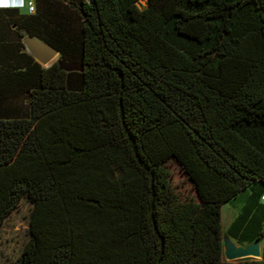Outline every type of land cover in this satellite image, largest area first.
<instances>
[{"label":"trees","instance_id":"trees-1","mask_svg":"<svg viewBox=\"0 0 264 264\" xmlns=\"http://www.w3.org/2000/svg\"><path fill=\"white\" fill-rule=\"evenodd\" d=\"M47 1L0 10V225L32 203L11 264H264L222 262L220 228L264 193V0Z\"/></svg>","mask_w":264,"mask_h":264},{"label":"rangeland","instance_id":"rangeland-1","mask_svg":"<svg viewBox=\"0 0 264 264\" xmlns=\"http://www.w3.org/2000/svg\"><path fill=\"white\" fill-rule=\"evenodd\" d=\"M137 5L141 9L146 6V2L145 0H140ZM24 37L25 36L21 38L22 44ZM24 49L26 51L25 47ZM57 60L56 57L54 62ZM63 63L67 64L66 62ZM65 66L68 67V65ZM12 103L15 104L16 102L13 101L9 104ZM25 106L26 105H23V108ZM165 168L169 172L170 184L173 186L174 190L181 195H192L189 185L179 172L178 168L171 163L166 164ZM252 190H254V188L248 192H251ZM240 201L242 202L241 199L234 200L231 205L224 204L220 209L221 240L225 238V227L235 211L240 207ZM31 204L32 203L28 198L23 197L19 201L17 207L5 217L0 225V264H11L27 241V225ZM231 207H234V209ZM262 232L264 233V226L262 227ZM221 261L226 262L223 257H221Z\"/></svg>","mask_w":264,"mask_h":264},{"label":"crops","instance_id":"crops-1","mask_svg":"<svg viewBox=\"0 0 264 264\" xmlns=\"http://www.w3.org/2000/svg\"><path fill=\"white\" fill-rule=\"evenodd\" d=\"M34 2L35 0H26V5L27 3L34 4ZM47 2L50 5H53L57 9L59 14H62L64 12H67V14H70V12L68 11L73 10L72 8L70 9L69 7L65 9L64 8L65 3L60 0H48ZM24 9H18V10H21V13H23ZM3 21H5V18H3ZM3 23H6V22H3ZM23 36H28V35H23ZM32 39L39 41L36 38H32ZM2 40L5 44H8V41L5 37H3ZM262 191L263 190H261L258 187L252 192V195L249 197L247 194V190H246L242 192L240 195L236 196L231 201L224 203V204L231 205L234 200H239V199L242 200V202L240 201L241 202L240 207L237 209V211H235L234 215L231 217V219L229 220V223L225 227V238H227L236 247H246L248 244L254 241L252 240V238L258 226L260 236L256 237L255 239H258L259 241L258 244H259L260 251L262 249V246L264 244V233L262 232V227L264 226V212H263L264 204L260 203L261 200H259V192L261 193ZM246 198L248 199V202H249L248 205L251 206L250 209L244 206L246 205V203H244ZM231 208L234 209V207H231ZM233 230H235L236 235L232 234Z\"/></svg>","mask_w":264,"mask_h":264},{"label":"water","instance_id":"water-1","mask_svg":"<svg viewBox=\"0 0 264 264\" xmlns=\"http://www.w3.org/2000/svg\"><path fill=\"white\" fill-rule=\"evenodd\" d=\"M23 45L31 58L42 67H47L54 63L57 52L40 41H36L28 36L23 39ZM59 67L66 72L81 71L79 64H64L55 61ZM65 65H68L66 67ZM221 255L226 262L242 261L244 259L259 260L261 251L259 249L258 239H255L246 247H236L227 238H223Z\"/></svg>","mask_w":264,"mask_h":264},{"label":"clouds","instance_id":"clouds-1","mask_svg":"<svg viewBox=\"0 0 264 264\" xmlns=\"http://www.w3.org/2000/svg\"><path fill=\"white\" fill-rule=\"evenodd\" d=\"M26 0H0V10L6 9H24ZM34 11V8H32ZM261 203H264V197H261Z\"/></svg>","mask_w":264,"mask_h":264},{"label":"built area","instance_id":"built-area-1","mask_svg":"<svg viewBox=\"0 0 264 264\" xmlns=\"http://www.w3.org/2000/svg\"><path fill=\"white\" fill-rule=\"evenodd\" d=\"M32 8H33V4L32 3H27V5L25 7L26 13H32L33 12ZM261 197H264V193L261 194L260 200H261Z\"/></svg>","mask_w":264,"mask_h":264},{"label":"bare ground","instance_id":"bare-ground-1","mask_svg":"<svg viewBox=\"0 0 264 264\" xmlns=\"http://www.w3.org/2000/svg\"><path fill=\"white\" fill-rule=\"evenodd\" d=\"M244 260H247V259H244Z\"/></svg>","mask_w":264,"mask_h":264}]
</instances>
